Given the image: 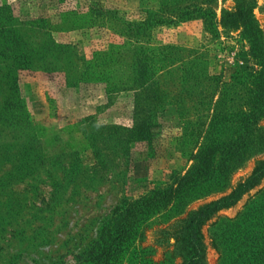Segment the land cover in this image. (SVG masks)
Masks as SVG:
<instances>
[{"label": "rangeland", "instance_id": "374dc122", "mask_svg": "<svg viewBox=\"0 0 264 264\" xmlns=\"http://www.w3.org/2000/svg\"><path fill=\"white\" fill-rule=\"evenodd\" d=\"M252 2L264 32V0ZM234 4L213 0L207 6L219 19ZM146 17L152 26L133 34L129 26ZM5 23L24 42L17 51L26 44L28 64L16 72L20 113L13 105L16 98L11 104L7 100L10 93L0 77V264H95L91 254L114 207L167 188L194 164L199 144L194 135L183 133L178 107L198 123L206 113L202 101L216 89L214 101L225 93L223 109L245 108L250 97L246 86L251 87L247 79L261 68L239 30L218 26L211 33L201 18L182 20L176 8L161 6L159 0H0V26ZM139 44L155 51V67L160 46L182 49L176 53L187 67L202 54L215 76L209 89L191 83L185 92L178 80L175 85L163 80L168 103L157 113L147 144L131 137L137 122L133 92L122 91L108 102L103 84L79 76L88 64L101 61L128 72L129 50ZM105 48L110 52L106 57ZM231 85L235 90H224ZM253 126L246 158L227 172L222 191L197 199L186 193L156 208L141 224L140 237L106 264H178L180 259L160 243L155 230L229 192L251 172L264 158V116ZM256 211L261 218L264 177L203 227L208 264H224L222 253L232 249L214 244L216 232ZM261 225L262 219L255 228Z\"/></svg>", "mask_w": 264, "mask_h": 264}, {"label": "trees", "instance_id": "16d2710c", "mask_svg": "<svg viewBox=\"0 0 264 264\" xmlns=\"http://www.w3.org/2000/svg\"><path fill=\"white\" fill-rule=\"evenodd\" d=\"M212 1L159 0V3L164 7L169 5L176 8L177 16L182 20L201 18L206 29L211 33H215L218 26L228 31H240L242 39L248 43L250 55L261 66L252 76V80L247 79L251 86L245 85L250 93L247 107L230 111L225 107L226 110L223 109L220 105L225 93L219 94L218 99L214 101L216 89L212 90V96L202 101L206 113L198 123L184 116L182 107H178L183 122V133L194 135V143L199 144L192 156L194 164L188 172L175 178L174 183L167 188L153 190L147 197L134 201L124 200L114 207L111 218L98 234L96 249L91 254L92 262L95 264H106L110 258L134 243L142 234L141 224L156 208L165 207L186 193L192 194V199H197L212 192L222 191L226 185L227 172L246 158L251 146L249 143L254 130L253 125L264 116V32L254 16L252 0H235V4L230 9L222 11L219 19L215 17L213 8L207 6ZM157 23H161V20H157ZM149 26L152 25L146 17L140 22L133 23L129 29L136 35L147 30ZM10 30L11 26L6 23L0 26L3 38L0 40L2 56L0 77L10 93L7 100L11 104V99L13 101L16 98L13 105L18 107L20 113L23 106L19 105L21 98L18 93L16 72L19 68L27 67L28 62L25 61L27 49L24 44L22 46L24 51H17L24 42ZM6 37L8 39H5ZM10 46L16 47V50L11 52ZM109 46L112 44L107 47ZM155 50L159 51L156 60L158 67L152 65L154 62L152 54L155 51L149 46L139 44L129 50L128 72L110 69L106 66V62L101 61L93 65L94 67L88 64L86 71L79 75L83 81L103 84L109 98L108 102L112 100V95L122 91L133 92V117L137 122L133 124L130 133L133 141H143L146 144L151 139V129L155 125L157 113L168 103L165 100L166 82L163 80L173 85L178 80L181 89L185 92L187 89L190 90L191 83L197 85L202 83L204 90L209 89V83L215 79V76L207 70V61L200 58L202 54L190 59L187 62L190 66L187 67L180 62L183 57L180 58L176 53L177 50L182 49L166 45ZM101 51L107 53L105 57L110 54L109 48ZM178 62L180 63L177 64ZM224 90L229 93L235 90V85ZM174 103L182 105L180 100H175ZM199 138H201L200 142ZM263 177L264 158H261L255 162L251 172L238 180L229 192L189 209L174 221L156 229L155 234L161 237L160 243L166 244L172 255L180 259L178 264H208L203 227L219 210L234 205ZM257 212L259 211L251 214L249 218H239L229 224L231 229L226 228L224 231L216 232L217 237L213 238L214 244L224 243L232 247L222 253L224 264H264V214H261L260 218ZM260 219L263 225L255 228ZM261 243L263 246H260L258 251L257 247Z\"/></svg>", "mask_w": 264, "mask_h": 264}]
</instances>
